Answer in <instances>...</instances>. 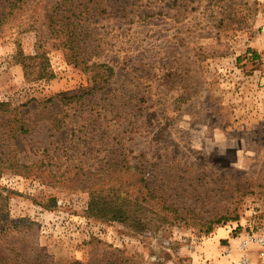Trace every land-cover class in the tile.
Here are the masks:
<instances>
[{
  "label": "rangeland",
  "instance_id": "374dc122",
  "mask_svg": "<svg viewBox=\"0 0 264 264\" xmlns=\"http://www.w3.org/2000/svg\"><path fill=\"white\" fill-rule=\"evenodd\" d=\"M13 1L0 0V255L264 264V0ZM43 52L52 78L26 80L18 56ZM84 65L112 69L102 90ZM108 164L117 175L93 189L142 179L153 195L140 226L88 216L78 172Z\"/></svg>",
  "mask_w": 264,
  "mask_h": 264
},
{
  "label": "trees",
  "instance_id": "16d2710c",
  "mask_svg": "<svg viewBox=\"0 0 264 264\" xmlns=\"http://www.w3.org/2000/svg\"><path fill=\"white\" fill-rule=\"evenodd\" d=\"M20 5H25L24 0H14L11 3V8H9L10 12H13V9L17 7V11H20L22 8ZM4 19V16L1 15L0 17V24L2 23V20ZM72 51L73 49H69ZM76 52L79 57L83 52L79 51ZM18 59H20L19 64L23 68L24 71V78L26 80H29V78H32V80L35 81H48L52 78V73L49 71V64L48 59L46 56V53L43 52L41 55L38 56H18ZM83 63V62H82ZM101 69V70H100ZM84 72L88 71H96V74L92 78V88L91 91L96 90H102L104 86L108 82V78L112 77L113 71L112 69L106 67L105 65H91L87 66L84 65ZM100 71L101 73L97 72ZM98 78V79H97ZM100 80V81H99ZM81 101L80 97H70L68 99H62L60 102L63 106L69 105L71 103L77 104ZM90 102H87L84 104L79 105L80 108L86 107ZM108 108V107H107ZM81 110V109H80ZM63 114V113H62ZM56 118V116H52ZM52 123V126L54 129L60 128V121L54 119ZM18 126L15 132H18L20 134H27L28 129L22 124L21 121H18ZM20 173L24 171H28L32 168L25 166V165H19L17 166ZM136 169V168H135ZM79 170L78 175L83 180L80 182V186H83V188L87 189L89 192V203L87 207V214L89 217L102 219L105 221L110 222H117L120 224H134L136 226H140L142 224V216L143 213L147 210V206L153 200V195L150 194V191L148 187L144 184V180L139 179L133 183H130L128 186V189L130 192H120V190H115L116 188H113L109 191H105L103 189H93L95 187L92 186H100L102 181H111L113 180L114 176L117 175L116 165L115 164H108L103 169H100L97 172L90 173L86 172L83 173ZM84 175V176H83ZM118 177L115 179L117 180ZM133 180V179H132ZM143 184L142 190L134 191L133 187L136 184ZM176 214V212H175ZM216 225L219 224V221L215 223ZM212 226L207 229L206 232H211ZM18 257V256H17ZM47 264L44 261H41L40 258H36L34 260H31L30 262L21 260H16L15 257L12 256H4L2 257L0 255V264ZM73 264H80V263H73Z\"/></svg>",
  "mask_w": 264,
  "mask_h": 264
}]
</instances>
